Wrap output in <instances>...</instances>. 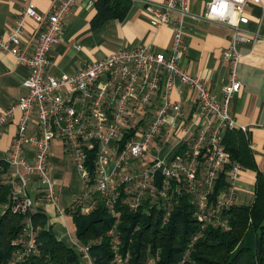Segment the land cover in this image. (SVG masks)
Here are the masks:
<instances>
[{
	"label": "built area",
	"instance_id": "obj_1",
	"mask_svg": "<svg viewBox=\"0 0 264 264\" xmlns=\"http://www.w3.org/2000/svg\"><path fill=\"white\" fill-rule=\"evenodd\" d=\"M79 1L55 0L48 13H41L33 7L26 9L23 17H31L40 24L37 40L29 46L23 44L21 37L23 17L18 19L7 38L0 39V47L30 69L23 84L27 92L16 104L0 111L1 129L17 108L21 110L17 133L5 159L11 169L8 182L12 186L13 198L18 201L15 209L27 212L36 204L27 192L31 176L39 180L42 197L56 202L50 153L52 142L58 137L82 172L85 184L90 180L87 161L90 153L96 151L95 188L107 198L113 214L116 215L115 202L122 185L129 194L126 200L132 210H137L152 196L167 199L173 187L191 195L202 227H226L228 219L224 216V209L235 205L236 181L243 169L242 163L232 157L224 142L225 133L237 128L229 105L242 86L237 74V64L242 57L240 45L258 37L244 28L250 20L246 6L262 0H210L207 4L204 18L222 22L231 29V44L223 53V58L231 63V72L223 86L221 101L203 80L189 73L180 63L185 48V18L190 13V0H163L149 7L152 26L173 25L174 37L168 53L140 45L114 51L64 78L48 73L50 51L59 41L68 14ZM177 78L197 90L199 110L213 113L217 126L202 127L187 149L171 159L157 158L148 162L145 169L128 170L130 157L143 160L151 149L167 123L169 110H173L177 117L180 115L181 103L171 100V90ZM34 117L37 118L36 124ZM32 124L36 125L34 132L30 131ZM27 145L34 148L32 159L24 155ZM109 162H113L112 172L106 167ZM157 174L163 177L160 186L157 185ZM221 174L225 175L226 185L217 198L211 200ZM0 179L6 180L1 174ZM92 209L93 204L89 203L82 207L85 213ZM28 230L23 255L36 247L33 227ZM110 232L114 234L113 229ZM117 243L114 237L115 255L120 260ZM72 246L81 252L85 264H95L89 255L90 247L76 236Z\"/></svg>",
	"mask_w": 264,
	"mask_h": 264
},
{
	"label": "crops",
	"instance_id": "obj_2",
	"mask_svg": "<svg viewBox=\"0 0 264 264\" xmlns=\"http://www.w3.org/2000/svg\"><path fill=\"white\" fill-rule=\"evenodd\" d=\"M96 0L79 1L68 14L59 41L52 47L48 73L64 78L87 63L102 59L114 51L149 45L155 51H170L174 37L172 23L152 26L149 7L163 0H131L130 8L122 19H109L98 27L91 21L96 14ZM210 0H190V13L185 18L184 53L180 63L185 69L203 80L211 93L223 100V86L228 82L231 63L223 53L231 44V29L222 22L204 18ZM55 0H0V39L22 18L26 9L33 7L48 13ZM249 23L245 29L257 34L255 41L240 45L242 57L237 64V74L242 82L239 92L230 101L229 111L244 133L248 152L243 156V169L236 181L235 204L251 205L255 199L258 175L264 176V0L246 6ZM21 33L24 45L33 44L38 37L40 24L31 17H23ZM30 69L19 63L9 51L0 47V111L16 104L27 90L24 80ZM171 100L181 103L177 117L169 110L167 123L156 137L143 160L130 157L127 169H145L148 162L157 158L171 159L187 149L190 142L204 126H217L216 116L199 110L198 92L181 79L174 81ZM21 110L16 109L9 122L0 129V174L6 178L11 169L6 162L9 148L17 133ZM37 118L34 117L36 124ZM177 122V124H174ZM30 126L34 132L36 125ZM24 155L34 157V148L27 145ZM4 163V164H3ZM112 172L113 162L106 164ZM51 178L56 190V202L42 197V186L35 176L27 185L28 194L36 200L34 210L41 209L47 215L46 227L58 239L72 245L76 236V224L72 211L76 203L86 200L83 174L66 150L60 138L52 142L50 153ZM64 209V213L60 212Z\"/></svg>",
	"mask_w": 264,
	"mask_h": 264
},
{
	"label": "trees",
	"instance_id": "obj_3",
	"mask_svg": "<svg viewBox=\"0 0 264 264\" xmlns=\"http://www.w3.org/2000/svg\"><path fill=\"white\" fill-rule=\"evenodd\" d=\"M130 5L131 0H96L92 27L124 18ZM224 142L232 157L243 163L248 143L242 130H228ZM95 152L87 161V198L78 201L72 211L76 237L90 247L95 264H264V176L258 175L251 205L235 204L224 209L226 227H202L191 195L173 187L167 199L152 196L132 210L122 185L115 215L107 198L95 188ZM156 179L160 186L163 177L157 174ZM225 185V175L221 174L211 200ZM17 203L11 184L0 179V264H85L76 247L58 239L46 227L48 219L43 210L23 212L15 209ZM88 203L93 209L85 213L82 207ZM30 227L36 247L23 255ZM114 237L120 260L115 255Z\"/></svg>",
	"mask_w": 264,
	"mask_h": 264
},
{
	"label": "rangeland",
	"instance_id": "obj_4",
	"mask_svg": "<svg viewBox=\"0 0 264 264\" xmlns=\"http://www.w3.org/2000/svg\"><path fill=\"white\" fill-rule=\"evenodd\" d=\"M84 244V243H83ZM85 245V244H84ZM89 255L92 257L91 251L89 252ZM93 258V257H92Z\"/></svg>",
	"mask_w": 264,
	"mask_h": 264
}]
</instances>
